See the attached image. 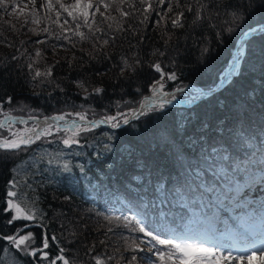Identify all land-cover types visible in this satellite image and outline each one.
<instances>
[{
    "label": "trees",
    "instance_id": "16d2710c",
    "mask_svg": "<svg viewBox=\"0 0 264 264\" xmlns=\"http://www.w3.org/2000/svg\"><path fill=\"white\" fill-rule=\"evenodd\" d=\"M134 2L139 8V0ZM152 2L156 11L148 13L149 21L144 24L139 23L141 10L124 5L132 13L124 27L132 32L117 33L119 38L105 46L103 53L92 48L91 40L62 33L52 23L54 12L45 18L46 10L41 8L40 23L23 27L25 17H19L22 21L14 23L19 31H13L4 18L17 20V14L0 10V101L6 103V98L17 95L36 98L42 116L81 110V104L88 106L83 110L88 116L128 113L159 79L160 74L150 67L153 62L166 72L177 73L178 81L166 82L168 89L188 83L211 88L219 84L238 36L264 21V0H202L211 17L208 23L194 25L193 14L186 13L184 29H170V25L165 29L163 22L157 26L154 21L168 5L157 7V0ZM17 3L22 8L27 5ZM182 3L197 7L196 0ZM24 10L29 12L31 7ZM112 16L119 19L117 13ZM100 19L97 14V24L106 28ZM31 28L40 35H34ZM45 28L48 33L42 31ZM80 30L88 33L85 27ZM167 35L172 39L165 43ZM36 51L41 57H35ZM89 52L97 58L91 59ZM137 57L142 63L136 71L121 74L123 61L133 64ZM56 61L52 77L33 79L34 70L43 72ZM78 82H83L88 93ZM93 87L104 91L93 93ZM195 92L188 89L178 94L185 97ZM7 131L0 129V134ZM63 136L61 131L53 132L22 151L0 150V233L12 234L26 223L7 224L11 214L3 209L12 180L17 183L22 206L34 205L33 211L40 217L37 221L45 225L49 236L58 237L59 245L50 241L47 251L51 258L63 247L70 264H94V256L109 255L114 259L108 264H125L120 260L121 254L128 257L122 237L130 238L131 243L140 234L115 217H136L162 236L178 231L181 225L186 231L200 230L192 213L211 216L215 226L218 216L213 214L220 212V206H229L223 200L230 198L228 192H238L236 185L243 188L248 182L253 187L256 182L249 181L250 172L259 174L264 169V32L247 40L239 71L228 84L192 105L172 102L119 128L81 131L80 143L71 148L62 143ZM49 160L53 162L49 164ZM64 162L69 164L67 170ZM241 162L248 168L237 167ZM109 227L112 232L107 231ZM26 231L36 236L32 246H39L40 225ZM0 249V264H36L6 241L0 240ZM136 254L142 258L139 264L147 262L149 254Z\"/></svg>",
    "mask_w": 264,
    "mask_h": 264
},
{
    "label": "snow or ice",
    "instance_id": "6c2138e0",
    "mask_svg": "<svg viewBox=\"0 0 264 264\" xmlns=\"http://www.w3.org/2000/svg\"><path fill=\"white\" fill-rule=\"evenodd\" d=\"M33 5V8L29 12H25L27 5L22 8L17 0H0V10L4 13L11 15L16 13L17 17H25L23 26L28 23L39 24L40 17L38 13L41 8L45 9V18L49 13L55 14V19L52 21L61 29L62 33L72 32L74 36L78 37L81 41H92V48L96 51L103 53L105 46H110L112 42H115L119 37L117 33H131V28L124 27V21L132 16V13L126 11L124 5L127 8L133 10H141L143 19L139 21L140 24H144L149 21L148 13L156 11L153 6L152 0H139V8L134 0H74L71 4H65L63 0H43V3L36 6L37 0H29ZM167 3L165 13L160 15V19L154 21L159 26L163 22L165 29H184L186 27V13H192L194 19L192 23L195 25L197 22L208 23L211 17L207 15L208 6L202 2V0H196L197 7L191 4L185 5L182 0H157V7L163 6ZM229 7V5H225ZM11 9V12L9 11ZM103 9V11L101 10ZM115 10L119 13V19L116 16H112L110 11ZM97 14L99 15L100 24H105L106 28L100 27L97 24ZM172 14V15H168ZM219 16V11L216 13ZM234 20H238V16L235 12L232 13ZM30 18V19H29ZM95 25V27H94ZM67 26V27H66ZM215 27V25H212ZM82 27L87 28L88 35L85 31H81ZM8 28L13 31H19L15 24L8 23ZM114 29V31H113ZM229 32L233 31L231 27L227 29ZM34 35L39 36L40 32H37L35 28L29 29ZM45 33L49 32L48 28L42 30ZM96 33H100V36H96ZM107 37V38H104ZM60 38L59 36L57 37ZM163 38V37H162ZM64 40H68L72 43L69 36L63 35ZM172 39L171 35H167L165 43ZM36 43L43 44L44 40H37ZM99 45V47H97ZM12 45H9L11 47ZM75 47V44L72 45ZM63 47V45H61ZM131 47V44H130ZM55 50V49H53ZM159 51V50H157ZM155 54V53H154ZM164 55L163 52L159 53ZM40 51L35 52V57H41ZM91 59L97 57L88 53ZM105 58H107L105 56ZM13 60L17 59L15 55ZM72 59H76L72 57ZM59 61L50 65L45 71L38 69L33 72V79L46 78L53 76V68ZM141 61L137 57L133 64H129L127 60L123 61L121 66V74L126 71L135 72L136 68L141 65ZM157 73L160 74L159 79L151 85V91L155 95V100L151 97H144V103L139 105V110L136 108L130 109L132 117H139L147 114V111H155L157 109L163 110L168 104L177 100V93L184 91L183 86H177L175 91H166L167 81H178L179 77L175 71L166 72L162 65L158 62H153L150 65ZM28 68L32 69L33 64H28ZM78 86L85 92H88L87 88H84L83 82H78ZM59 87V85H57ZM104 91L101 87H93L92 92L100 94ZM8 103L12 102L9 98ZM154 105V107H153ZM3 111V106L0 105V112ZM76 117L80 121H88L86 113L77 112ZM65 115H56L46 118V126L41 127L38 123H34L31 128L23 130L12 131L11 125L17 119L7 113L4 114V119L0 120V129L7 128L11 133L10 138H0V150L4 151H22L36 141L42 138L48 137L55 132L65 131L72 132L73 135L63 138L62 143L71 148L74 144H79L80 141L77 137L80 134L81 129L84 131H90L99 124L111 123L113 128H119L121 122L128 124V114L118 113L117 115L104 116L99 121H88V126L76 125L73 121L74 127L61 129L59 125L51 122L64 121ZM30 120L38 121L39 117L30 116ZM51 121V122H49ZM20 123H26L23 119H20ZM53 161L49 160L51 164ZM237 167L248 168L246 165L241 164ZM63 168L67 170L69 168L68 162L63 163ZM249 181L264 183V169L260 170V173L250 172ZM250 183L246 185L249 187ZM239 189L240 186L236 185ZM17 183L15 180L10 181V187L6 192V199L3 211L10 213L7 220L8 225H13L17 221L36 222L38 217L37 212L33 211V207L27 205L22 206L20 200V194L16 190ZM239 206V205H236ZM191 211V210H190ZM197 218V223L200 224V230L186 231L184 226H179V230L171 233L168 236H162L161 234L150 229L142 220L136 217H115L116 220H123L124 227L130 228V231L139 233L131 243L128 242L130 238H123L127 247L125 251L131 252L130 257H124L122 254L120 260H123L125 264H139L141 257H138L136 253H147V264H264V232L259 233V239H255L256 230L252 227L249 217H242V220L238 223L240 227H235V231L229 228L226 224L223 229L212 226L213 221L211 216L197 215L192 213ZM213 215L218 216L219 213L215 212ZM106 220L111 222V217H105ZM207 222V223H206ZM43 227V225H40ZM29 228V224H24L23 227L15 229L12 234L0 233V240L6 241L9 245L13 246L17 252H24L27 255L47 261L48 264H70L69 259L66 257L65 248L58 247V254L53 259L50 253L47 251L50 247V241L59 245L60 241L57 236H49L47 233H42L40 237L39 246L33 247V242L36 240V236L31 231H26ZM108 232H112L113 229L109 227ZM138 241V242H137ZM227 241V243H226ZM104 244L105 241H100ZM260 244V248L256 249L251 247L253 244ZM144 245L145 247H142ZM3 250V249H0ZM118 252L119 249H116ZM114 257L109 255L106 258L101 256H94V264H108ZM119 264V261L117 262Z\"/></svg>",
    "mask_w": 264,
    "mask_h": 264
},
{
    "label": "water",
    "instance_id": "95a60500",
    "mask_svg": "<svg viewBox=\"0 0 264 264\" xmlns=\"http://www.w3.org/2000/svg\"><path fill=\"white\" fill-rule=\"evenodd\" d=\"M261 32H264V21H262V22H260V23H258L256 25L250 27L249 29L246 30V32L244 34H242L241 36H239L237 38L236 43L234 45V49H233L232 55L230 57V61H229L228 65L226 66V68L224 69L223 76L220 78L219 84L217 86L212 87V88H205V87H203V86H201L199 84L188 83V84L184 85L183 88H186V87L195 88L199 92L198 96L196 98H194V100H191V101L188 102L186 98H181L178 95V93H177V100L174 101V102H178V103H181V104L190 105V104H193L195 102V100L197 101V99H199L201 97H204V96H206L208 94H211V93H213V92L221 89V87H223L224 85H226L231 80V78L234 75H236V73L238 72V67H239V64L241 63L242 55L245 53V50H246V40L248 38H250L251 36H253L255 34H258V33H261ZM240 43L243 44V48L241 50V53L242 54L240 56H238V48H239V44ZM166 91H172V92H174L175 91V88H172V89H167L166 88ZM200 93L202 94L201 96H200ZM152 94L153 93H152L151 87H150V90L147 93L142 94L139 97L136 105L134 107H132V108H136L137 110H139V105L141 103H144V97H151L152 100H155V97L152 96ZM62 112H68V110H64ZM70 113H75V111H71ZM53 115H54L53 113L52 114H48L46 116L43 115V116H41V118L42 117H47V116H53ZM25 116L27 118H29L31 115H25ZM103 117H104L103 115H94L92 117H88V121H99ZM137 118L138 117H132L131 114H130V112L128 113L129 122H131L132 120H135ZM125 125L126 124H123L121 122L120 127L125 126ZM84 126L90 127V125L88 123L87 124H84ZM97 126H109V127H112L111 126V123L99 124ZM81 130H83V128ZM26 223L29 224V228L32 227V226H35V225H43V227H41L42 228V231H43V233H47L46 228H45V225L42 224L39 221H36V222H26ZM26 223H24V224H26ZM24 224L21 227H23ZM32 259L34 260V262L36 264H45V263H43V262H41L38 259H35L33 257H32Z\"/></svg>",
    "mask_w": 264,
    "mask_h": 264
},
{
    "label": "rangeland",
    "instance_id": "374dc122",
    "mask_svg": "<svg viewBox=\"0 0 264 264\" xmlns=\"http://www.w3.org/2000/svg\"><path fill=\"white\" fill-rule=\"evenodd\" d=\"M20 2H22V3H25V4H27L28 5V7L27 8H29V7H31V9L33 8V5L29 2V0H19ZM63 2L65 3V4H71V3H73L74 2V0H63ZM41 3H43V0H37V4H36V6L37 7H39V5L41 4ZM113 13H117V14H119L117 11H115V10H113L112 12H110L109 14H113ZM4 20H5V22H7V23H12V24H14V23H17L19 20H21L22 21V19L21 18H19V19H17V20H15L13 17H11V16H9V17H5L4 18ZM238 73V72H237ZM236 73V74H237ZM153 82H155V81H153ZM153 84V83H152ZM151 84V85H152ZM218 85V84H217ZM151 87V86H150ZM185 90H188V89H193V90H195V91H197L198 92V90H196L195 88H192V87H186V88H184ZM184 90V91H185ZM217 91H219V90H217ZM217 91H215V92H217ZM92 92V91H91ZM85 94H86V92H84ZM88 93V92H87ZM196 93V92H195ZM214 93V92H213ZM193 95V93H189V95L188 96H192ZM188 96H185V97H188ZM9 98H11L12 99V102L11 103H8L7 101H8V99ZM38 100L36 99V98H33V97H27V96H24V95H17L16 97H8V98H6V103H4L3 101H0V105H2V106H5V107H8V108H4V109H11V111H14V112H16L17 111V113H19V114H44V112L42 111L43 110V108H42V106H39L37 103ZM81 106H83V108H81V110H75V113H77V112H83V113H85V111H83V110H85L86 108H88V106L86 105V104H81ZM65 110H68V109H65ZM69 113L71 112V111H68ZM2 113H5V112H0V115L2 114ZM56 113H61L60 111L59 112H56ZM75 113H70L69 115H68V117H71L72 115H74V116H76L75 115ZM120 113V112H119ZM67 116V115H66ZM17 121H20V119H17V120H15L14 121V123L15 122H17ZM30 123V122H29ZM19 124V125H18ZM15 123V124H12L11 125V127H12V131H17V130H23V129H26V128H31L32 126H33V124H27V123ZM86 124V123H85ZM46 126V125H45ZM44 126V127H45ZM61 127V129H65V128H68V127H63V126H60ZM53 132H54V130H53ZM61 133L62 134H64V138H66V137H69V136H72L71 135V133H69V132H65V131H61ZM3 136H6V137H11V133L9 132V131H7L5 134H3ZM78 139V138H77ZM255 186H253V188H254ZM245 188H247V187H243V188H241V190H244ZM253 188H251V189H253ZM248 189H250L249 187H248ZM235 195L232 197V199L236 196V193H234ZM232 199H230V201H227V199L224 197L223 198V200H225L224 202L226 203V204H228L229 203V205L232 203ZM242 203L241 202H238L237 203V205H241ZM244 205H245V207L246 206H248V205H250V204H248V203H244ZM228 210H229V212H231V213H233L234 214V217L236 218L240 213H241V210H237V209H235V206H234V204H231L230 205V207L228 208ZM257 211V210H256ZM242 217L243 216H241V215H239V217L237 218V220H236V223H238L239 221H241L242 220ZM241 220H240V219ZM258 220H261L262 218H260V217H256ZM226 220L227 221H230V224L229 225H227L229 228H231L233 231H235V228H234V222H231V220H230V218L228 217V216H226ZM239 224V223H238ZM240 225V224H239ZM219 227H220V229H223L225 226L223 225V224H219ZM222 227V228H221ZM235 227H238V226H235ZM121 242V241H120ZM226 243H227V241H226ZM142 247H145L144 245H141ZM127 254H126V256H128V257H130L132 254H128L129 252L127 251L126 252ZM141 264H147V262L146 261H142L141 262Z\"/></svg>",
    "mask_w": 264,
    "mask_h": 264
},
{
    "label": "bare ground",
    "instance_id": "6f19581e",
    "mask_svg": "<svg viewBox=\"0 0 264 264\" xmlns=\"http://www.w3.org/2000/svg\"><path fill=\"white\" fill-rule=\"evenodd\" d=\"M242 48H243V44L242 43H240L239 44V48H238V56H240V53H241V50H242ZM227 85V84H226ZM226 85H224L223 87H221V88H224ZM177 95V94H176ZM152 96H154L155 97V95H154V93L152 94ZM54 115L53 116H56V115H65V120L64 121H55V122H51V121H49V122H51V123H54V124H56V125H59V126H63V127H68V128H72V127H74V125H73V121H75V123H76V125H84L85 123L87 124L88 122L87 121H80L76 116H73V117H68V115L70 114L69 112H61V113H53ZM67 115V116H66ZM35 116H37V117H39V120L38 121H33V120H30V122L32 123V124H34V123H38L41 127H44L45 125H46V118H49V117H52V116H47V117H42L41 118V116L42 115H35ZM44 116H46V115H44ZM17 119H22L21 117H16ZM16 119V120H17ZM24 120V119H23ZM25 121V120H24ZM27 122V121H26ZM258 196L259 197H263L264 196V190L263 189H260L259 190V192H258ZM231 214H233V213H231ZM250 221H255V218L254 217H252L251 219H250ZM251 225H253V224H251ZM262 225H263V227H264V222L262 223ZM259 233H260V231H257L256 232V236H258L259 235ZM256 245V249H259L260 248V244H255Z\"/></svg>",
    "mask_w": 264,
    "mask_h": 264
}]
</instances>
